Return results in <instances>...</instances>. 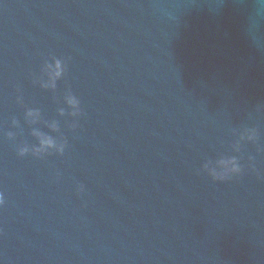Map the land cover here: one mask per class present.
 Segmentation results:
<instances>
[{
  "label": "water",
  "instance_id": "water-1",
  "mask_svg": "<svg viewBox=\"0 0 264 264\" xmlns=\"http://www.w3.org/2000/svg\"><path fill=\"white\" fill-rule=\"evenodd\" d=\"M0 193V264H264V0H0Z\"/></svg>",
  "mask_w": 264,
  "mask_h": 264
},
{
  "label": "clouds",
  "instance_id": "clouds-1",
  "mask_svg": "<svg viewBox=\"0 0 264 264\" xmlns=\"http://www.w3.org/2000/svg\"><path fill=\"white\" fill-rule=\"evenodd\" d=\"M66 70L65 64L60 59H54L52 63H45L43 71L46 73L48 80L47 83L43 84L44 87H55V82L64 74ZM67 103L70 107L73 109H77V111H74L71 113L72 115H77L78 112V106L79 102L74 97L69 95L67 98ZM61 114H63V111L61 110ZM27 117L32 118L33 121L38 118L39 113L35 111H28ZM53 128H55V125H53ZM35 135L39 136V147L33 148L32 152L34 155H40L42 153H45L48 149H55L60 153H63L64 151V144L57 145V142L50 136H45L40 133H34ZM11 135V134H9ZM254 135V134H253ZM253 135H249L248 139H252ZM244 137L242 136L241 139ZM28 148H21L19 150V155L23 156L28 152ZM218 166L221 169V171H217L215 167H209L208 165H205V168L209 170L210 175L214 179L218 180H225L230 178L233 174H238L241 171V168L235 158L231 159H222L218 161ZM4 204V196L3 193H0V206Z\"/></svg>",
  "mask_w": 264,
  "mask_h": 264
}]
</instances>
